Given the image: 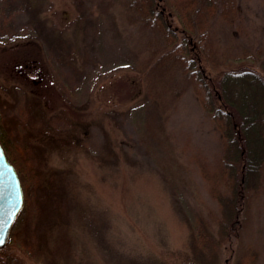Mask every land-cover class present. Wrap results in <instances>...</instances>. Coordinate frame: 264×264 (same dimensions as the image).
Listing matches in <instances>:
<instances>
[{
    "label": "rangeland",
    "instance_id": "1",
    "mask_svg": "<svg viewBox=\"0 0 264 264\" xmlns=\"http://www.w3.org/2000/svg\"><path fill=\"white\" fill-rule=\"evenodd\" d=\"M127 1L0 0V144L24 197L0 255L244 264L250 246L248 264H264V180L238 237L218 250L206 243L218 208L198 169L212 171L221 135L181 71L148 77L164 48ZM237 6L239 26L215 27L222 67L264 65V0Z\"/></svg>",
    "mask_w": 264,
    "mask_h": 264
},
{
    "label": "trees",
    "instance_id": "2",
    "mask_svg": "<svg viewBox=\"0 0 264 264\" xmlns=\"http://www.w3.org/2000/svg\"><path fill=\"white\" fill-rule=\"evenodd\" d=\"M124 4L140 27L155 36L158 48H164L150 63L148 77L160 68L181 71L220 132L222 152L217 163L210 172L203 165L198 170L218 208L214 232L206 234V243L217 250L222 244L228 247L239 235V217L251 192L261 188L264 180V65L223 68L228 58L221 53L215 31L218 24L239 26L242 15L237 0H129ZM4 9L12 11L10 5ZM205 62L214 69L211 73L205 72ZM253 251L244 248V264ZM0 264L24 263L0 255Z\"/></svg>",
    "mask_w": 264,
    "mask_h": 264
},
{
    "label": "water",
    "instance_id": "3",
    "mask_svg": "<svg viewBox=\"0 0 264 264\" xmlns=\"http://www.w3.org/2000/svg\"><path fill=\"white\" fill-rule=\"evenodd\" d=\"M24 203L23 190L13 164L0 144V238L5 245L10 229Z\"/></svg>",
    "mask_w": 264,
    "mask_h": 264
},
{
    "label": "snow or ice",
    "instance_id": "4",
    "mask_svg": "<svg viewBox=\"0 0 264 264\" xmlns=\"http://www.w3.org/2000/svg\"><path fill=\"white\" fill-rule=\"evenodd\" d=\"M4 240L2 238H0V244H3Z\"/></svg>",
    "mask_w": 264,
    "mask_h": 264
}]
</instances>
